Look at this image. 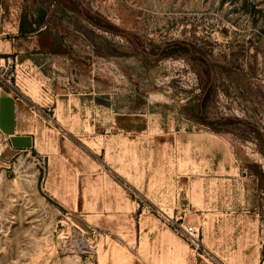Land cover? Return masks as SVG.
<instances>
[{"label":"rangeland","instance_id":"374dc122","mask_svg":"<svg viewBox=\"0 0 264 264\" xmlns=\"http://www.w3.org/2000/svg\"><path fill=\"white\" fill-rule=\"evenodd\" d=\"M35 51L0 264H264V0H47Z\"/></svg>","mask_w":264,"mask_h":264},{"label":"crops","instance_id":"0c3cea01","mask_svg":"<svg viewBox=\"0 0 264 264\" xmlns=\"http://www.w3.org/2000/svg\"><path fill=\"white\" fill-rule=\"evenodd\" d=\"M35 50L47 53V0H0V55L22 64ZM0 130L18 150L36 144L35 134L21 123L17 100L9 91L0 92Z\"/></svg>","mask_w":264,"mask_h":264},{"label":"built area","instance_id":"2783aa9c","mask_svg":"<svg viewBox=\"0 0 264 264\" xmlns=\"http://www.w3.org/2000/svg\"><path fill=\"white\" fill-rule=\"evenodd\" d=\"M1 62H0V75H2L3 76V74L5 73V71H2L3 70V68L1 67ZM188 231L190 232V233H193L194 231H195V228H194V226L193 225H190L189 227H188Z\"/></svg>","mask_w":264,"mask_h":264}]
</instances>
